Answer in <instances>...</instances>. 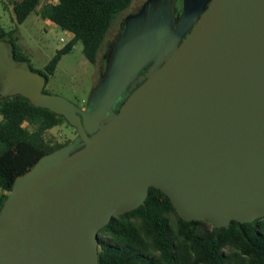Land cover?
<instances>
[{"label": "water", "instance_id": "water-1", "mask_svg": "<svg viewBox=\"0 0 264 264\" xmlns=\"http://www.w3.org/2000/svg\"><path fill=\"white\" fill-rule=\"evenodd\" d=\"M176 2L146 0L124 19L85 106L45 92L47 77L0 39V96L78 133L16 179L0 264H99L100 230L150 187L187 221L264 217V0H183L180 16Z\"/></svg>", "mask_w": 264, "mask_h": 264}, {"label": "trees", "instance_id": "trees-1", "mask_svg": "<svg viewBox=\"0 0 264 264\" xmlns=\"http://www.w3.org/2000/svg\"><path fill=\"white\" fill-rule=\"evenodd\" d=\"M2 1L6 7L12 6L18 24L38 12L43 19L73 34L48 62L45 71H40L48 83L63 55L79 41L87 59L95 64L113 19L134 0ZM17 31V27L6 30L0 24V39L14 46L17 60L31 64L18 43ZM44 91L47 92L46 88ZM0 115L1 211L16 179L44 155L69 142L47 137L50 129L68 123L63 116L34 106L21 95L0 96ZM99 236V264H264V217L246 223L233 220L222 228L208 220L187 221L171 199L155 187H150L141 206L113 216Z\"/></svg>", "mask_w": 264, "mask_h": 264}, {"label": "rangeland", "instance_id": "rangeland-1", "mask_svg": "<svg viewBox=\"0 0 264 264\" xmlns=\"http://www.w3.org/2000/svg\"><path fill=\"white\" fill-rule=\"evenodd\" d=\"M145 2L146 0H134L127 10L115 16L95 64L85 56L81 41L76 43L71 52L63 55L46 84L47 93L63 96L83 106L105 74L112 45L123 26L124 19L138 12ZM182 3L183 0H177L176 14L179 13ZM0 24L6 30L18 28V43L29 56L31 67L39 72L45 71V66L57 51L73 37L71 32L59 25L47 22L38 12L30 14L23 23L18 24L12 6L6 7L2 0H0ZM1 118L0 115V120ZM77 135V130L68 123L58 125L47 133V137L62 143L70 142Z\"/></svg>", "mask_w": 264, "mask_h": 264}, {"label": "flooded vegetation", "instance_id": "flooded-vegetation-1", "mask_svg": "<svg viewBox=\"0 0 264 264\" xmlns=\"http://www.w3.org/2000/svg\"><path fill=\"white\" fill-rule=\"evenodd\" d=\"M182 10H183V3H182V5H181V8H180L179 13L177 14V16H180V15H181ZM151 65H152V63H151L150 65H148L147 67H145V68L141 71V74H142L143 72L149 70L150 67H151ZM88 100H89V99H88ZM88 100L85 101V104H84L83 106H85V105L87 104ZM76 138H77V137H75L73 140H71L68 144L72 143ZM66 145H67V144H66ZM80 145H81V141H79V142L77 143V146H78V147H79Z\"/></svg>", "mask_w": 264, "mask_h": 264}, {"label": "crops", "instance_id": "crops-1", "mask_svg": "<svg viewBox=\"0 0 264 264\" xmlns=\"http://www.w3.org/2000/svg\"><path fill=\"white\" fill-rule=\"evenodd\" d=\"M46 21L49 22V23H53V22H51L49 19H46ZM72 36H73V34H72Z\"/></svg>", "mask_w": 264, "mask_h": 264}]
</instances>
